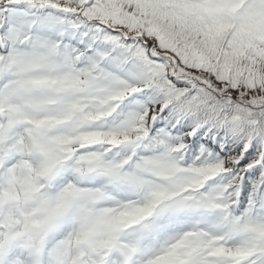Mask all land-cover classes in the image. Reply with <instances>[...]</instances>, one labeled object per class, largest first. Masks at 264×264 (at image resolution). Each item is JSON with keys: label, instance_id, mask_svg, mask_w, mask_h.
<instances>
[{"label": "snow or ice", "instance_id": "6c2138e0", "mask_svg": "<svg viewBox=\"0 0 264 264\" xmlns=\"http://www.w3.org/2000/svg\"><path fill=\"white\" fill-rule=\"evenodd\" d=\"M0 264H264V0H0Z\"/></svg>", "mask_w": 264, "mask_h": 264}]
</instances>
